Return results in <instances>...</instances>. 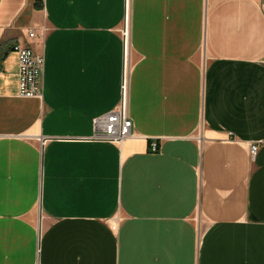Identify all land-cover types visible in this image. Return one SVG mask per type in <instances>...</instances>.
I'll return each instance as SVG.
<instances>
[{"label":"crops","instance_id":"obj_1","mask_svg":"<svg viewBox=\"0 0 264 264\" xmlns=\"http://www.w3.org/2000/svg\"><path fill=\"white\" fill-rule=\"evenodd\" d=\"M127 2L0 0V264H264V0Z\"/></svg>","mask_w":264,"mask_h":264},{"label":"built area","instance_id":"obj_2","mask_svg":"<svg viewBox=\"0 0 264 264\" xmlns=\"http://www.w3.org/2000/svg\"><path fill=\"white\" fill-rule=\"evenodd\" d=\"M129 10V0L127 2ZM28 37L34 39L37 33L34 30L29 31ZM15 51L19 58V95L23 98H38L44 96V72H45V56L43 53H36L32 48L23 45H14ZM2 72V61H0V73ZM97 128L94 138L111 141L116 144L122 143L124 140L132 136L133 121L128 112L127 103V71L123 81V103L111 114L101 117L95 121ZM158 142L150 143V151L159 152ZM260 145L252 144L250 146L251 159L254 160L259 152ZM120 218L116 217L110 221V229L115 231L118 229Z\"/></svg>","mask_w":264,"mask_h":264}]
</instances>
